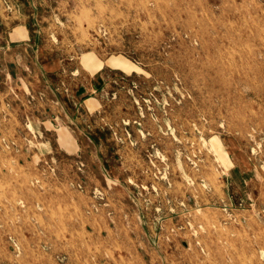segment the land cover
<instances>
[{
    "label": "rangeland",
    "instance_id": "obj_1",
    "mask_svg": "<svg viewBox=\"0 0 264 264\" xmlns=\"http://www.w3.org/2000/svg\"><path fill=\"white\" fill-rule=\"evenodd\" d=\"M0 264H264V0H0Z\"/></svg>",
    "mask_w": 264,
    "mask_h": 264
},
{
    "label": "crops",
    "instance_id": "obj_2",
    "mask_svg": "<svg viewBox=\"0 0 264 264\" xmlns=\"http://www.w3.org/2000/svg\"><path fill=\"white\" fill-rule=\"evenodd\" d=\"M100 69H101V67H100ZM97 73H98V72H97ZM97 73H96V74H97ZM96 74H95V75H96ZM96 76L98 77V75H96Z\"/></svg>",
    "mask_w": 264,
    "mask_h": 264
}]
</instances>
